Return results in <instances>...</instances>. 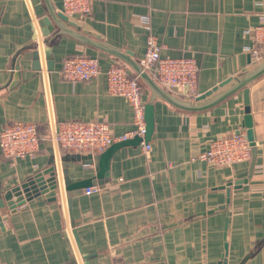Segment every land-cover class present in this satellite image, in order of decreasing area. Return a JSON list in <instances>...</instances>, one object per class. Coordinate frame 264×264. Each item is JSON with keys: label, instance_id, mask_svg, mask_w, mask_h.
<instances>
[{"label": "crops", "instance_id": "0c3cea01", "mask_svg": "<svg viewBox=\"0 0 264 264\" xmlns=\"http://www.w3.org/2000/svg\"><path fill=\"white\" fill-rule=\"evenodd\" d=\"M49 2L63 14L61 0ZM260 14L264 0H91L87 17L67 18L70 29L136 62L146 49L139 19L148 18L161 57L196 62L200 96L252 67L245 31ZM45 18V0H0V132L27 122L41 138L33 158L11 162L0 152V197L48 168L56 182L54 200L38 195L0 210L2 264H264V76L249 86L257 148L251 175L249 162L216 169L192 160L219 134H246L242 91L209 110L185 112L152 98L141 83L144 106L154 108L150 151L143 154L141 138L119 145L99 186L107 148L63 150L54 142L57 126L102 121L118 139L135 130L132 108L107 93L103 74L71 84L60 67L79 55L96 58L102 72L123 62L71 36L55 37L56 28L44 36ZM89 179L96 185H80ZM91 187L98 191L87 194Z\"/></svg>", "mask_w": 264, "mask_h": 264}, {"label": "built area", "instance_id": "2783aa9c", "mask_svg": "<svg viewBox=\"0 0 264 264\" xmlns=\"http://www.w3.org/2000/svg\"><path fill=\"white\" fill-rule=\"evenodd\" d=\"M62 13L66 17L83 19L91 12V0H61ZM139 23L146 30V49L138 64L142 71L164 90L184 99H195L198 66L192 58L161 57L160 46L150 30L148 18H140ZM250 35L251 45L244 51L250 56L253 65L264 60V14L258 16V23L246 30ZM103 74L107 82V93L123 98L132 108L135 130L122 138L111 135L106 122L68 121L60 123L54 134V142L63 150H88L98 152L105 150L116 141H125L131 137L144 138L146 123L144 104L141 100L142 85L139 76L130 73L121 62H112L105 71H101L98 60L84 55L65 58L60 67L63 80L75 84L90 82ZM40 136L36 125L27 122L6 124L0 132L1 155L11 162L24 158H33L40 147ZM264 148V143H263ZM143 154L147 157L150 145L143 143ZM251 146L246 134H219L213 138L204 151L192 160L204 162L207 166L221 169L235 164L249 162ZM87 194L98 191L91 187ZM0 264L1 258H0Z\"/></svg>", "mask_w": 264, "mask_h": 264}, {"label": "water", "instance_id": "95a60500", "mask_svg": "<svg viewBox=\"0 0 264 264\" xmlns=\"http://www.w3.org/2000/svg\"><path fill=\"white\" fill-rule=\"evenodd\" d=\"M45 3L48 12V18H45L43 20L44 28H42V34L44 36H48L50 32H52V30L56 28L58 33L55 35V37L58 36V34H65L73 37L86 46L93 47L114 56L115 58L122 61L134 74L139 76L141 82L151 91L152 98H158L173 106L174 108L185 112L206 111L220 104L235 93L242 91L243 102L245 106L243 127L246 129V137L251 146V158L249 160V174L251 175L256 161L257 148L252 130V118L250 115L249 86L264 76V60H262L258 64L252 65L249 70L243 72L239 76L225 80L218 87H215L205 94L198 96L194 100H184L158 86L146 72L142 71L138 62L132 59L131 54L119 52L117 49L111 48L110 46L103 44L97 39H90L89 37L78 33L77 30L74 31L70 29V27L75 28V25L73 23H69L68 18L63 14L55 12L53 7L50 5L49 0H45ZM51 23H53L54 27ZM153 109V104L151 102L144 106V120L146 123V131L143 140L145 143H147V141L151 138L154 128ZM136 141H140V138H135L131 141L125 140L118 144H113L112 146L108 147L103 154L100 155L97 174V178L100 180L97 182V185L101 186L105 180L107 181L109 176V160L115 149L119 145H126L129 142ZM89 160L90 157H88V160H85V163H90ZM80 185L87 188L92 185H96V183L94 184L93 180L89 179L83 181ZM77 186L80 187L77 183L71 185L70 187L66 186V189H76ZM55 189L56 182L54 171L53 168H48L47 170H43L31 177H28L18 186L11 188L7 192H5L2 197H0V210L5 206L8 209L13 210L17 206L24 204L25 201H28L32 197L38 195H45L48 199L54 200ZM12 198H15V200L12 201ZM220 264H225V262L222 261Z\"/></svg>", "mask_w": 264, "mask_h": 264}]
</instances>
